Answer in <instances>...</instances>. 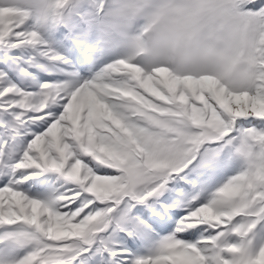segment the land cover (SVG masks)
Instances as JSON below:
<instances>
[{"label":"snow or ice","instance_id":"1","mask_svg":"<svg viewBox=\"0 0 264 264\" xmlns=\"http://www.w3.org/2000/svg\"><path fill=\"white\" fill-rule=\"evenodd\" d=\"M0 52V264H264V0H0Z\"/></svg>","mask_w":264,"mask_h":264},{"label":"rangeland","instance_id":"2","mask_svg":"<svg viewBox=\"0 0 264 264\" xmlns=\"http://www.w3.org/2000/svg\"><path fill=\"white\" fill-rule=\"evenodd\" d=\"M219 153H235V150L232 149L231 147H225L223 148L222 150L219 151ZM236 154V153H235ZM242 163L240 164V166H237V167H227L224 171V177L227 178V176L233 174L234 172H236L241 166H242ZM217 165V164H216ZM200 168H197L196 170H199ZM224 178V179H225Z\"/></svg>","mask_w":264,"mask_h":264}]
</instances>
